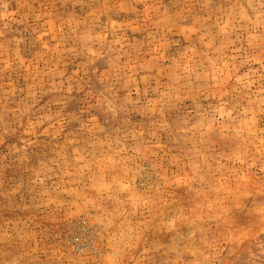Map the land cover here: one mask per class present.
I'll return each instance as SVG.
<instances>
[{"label":"rangeland","instance_id":"rangeland-1","mask_svg":"<svg viewBox=\"0 0 264 264\" xmlns=\"http://www.w3.org/2000/svg\"><path fill=\"white\" fill-rule=\"evenodd\" d=\"M0 264H264V0H0Z\"/></svg>","mask_w":264,"mask_h":264},{"label":"bare ground","instance_id":"bare-ground-1","mask_svg":"<svg viewBox=\"0 0 264 264\" xmlns=\"http://www.w3.org/2000/svg\"><path fill=\"white\" fill-rule=\"evenodd\" d=\"M132 181H134V178H132Z\"/></svg>","mask_w":264,"mask_h":264}]
</instances>
